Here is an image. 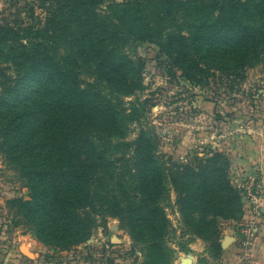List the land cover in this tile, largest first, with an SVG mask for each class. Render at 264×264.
Returning <instances> with one entry per match:
<instances>
[{"label": "trees", "instance_id": "obj_1", "mask_svg": "<svg viewBox=\"0 0 264 264\" xmlns=\"http://www.w3.org/2000/svg\"><path fill=\"white\" fill-rule=\"evenodd\" d=\"M152 1L115 3L107 17L91 8L93 1H65L69 7L76 2L79 10L74 19L59 15L67 24L72 19L79 24L81 44L72 48L76 64L62 61L58 31L49 26L52 46L41 41L34 45L28 75L21 79V84L32 82L33 88L28 94L12 90L0 98V138L32 195L29 204L19 207L47 244L69 247L83 241L98 215H120L111 209L117 203L150 205L152 214L161 220L164 216L159 201L165 194L166 177L155 156L157 144L145 131L126 141L124 108L120 100L113 101L115 93L131 96L141 88V67L119 53L128 39L159 43L174 57V67L193 80L203 73V66L238 72L264 50V5H258L261 15L249 16L239 3L224 0L223 19L199 18L202 22L187 38L181 32L166 31L163 18L157 15L165 3ZM193 2L186 1L185 10ZM146 7L150 15L144 12ZM219 57H223L220 66L214 62ZM131 114L137 119L138 108ZM201 160L198 167L188 165L175 172L177 203L191 231L215 235L216 218L240 220L245 203L231 184L226 154L212 152ZM125 169L129 178L122 176ZM195 212H203L206 219L196 221Z\"/></svg>", "mask_w": 264, "mask_h": 264}, {"label": "rangeland", "instance_id": "obj_2", "mask_svg": "<svg viewBox=\"0 0 264 264\" xmlns=\"http://www.w3.org/2000/svg\"><path fill=\"white\" fill-rule=\"evenodd\" d=\"M65 1L69 0H0V98L12 90L28 94L33 88L32 82L21 84V79L28 75L34 45L41 41L52 46L49 26L58 31L56 42L62 61L76 64L72 48L81 44V31L73 19L79 10L76 2L69 7ZM90 1L94 2L92 9L107 17L113 4L133 0ZM160 1L165 4L157 15L163 18L166 31L181 32L187 38L193 37V27L202 22L199 18L223 19L224 0H193L188 10L185 2L192 0ZM232 1L239 3L245 15L262 14L258 5H264V0ZM149 9L146 7V15H150ZM60 14L73 18L72 22L67 24ZM119 53L141 67V88L131 96L115 93L113 101L120 100L124 108L126 141H134L145 131L157 144L155 156L166 177L165 194L159 201L162 220L152 214L150 205L117 203L111 209L120 215L107 213L106 219L98 215L83 241L69 247L43 242L19 207L32 200L27 179L0 138V264H235L230 246L224 245L236 231L235 220L217 217L215 235L200 236L191 231L177 203L175 172L188 165L198 167L212 152H222L230 161L231 184L246 201L244 187L257 175L248 173V166L235 163L232 145L249 137L264 146V50L238 72L203 66V73L195 80L174 67V57L157 42L131 38ZM214 62L220 66L223 57ZM134 107L138 108L137 119L131 114ZM122 172L129 178L126 169ZM192 218L201 222L206 216L195 212ZM239 241L237 248H241Z\"/></svg>", "mask_w": 264, "mask_h": 264}, {"label": "crops", "instance_id": "obj_3", "mask_svg": "<svg viewBox=\"0 0 264 264\" xmlns=\"http://www.w3.org/2000/svg\"><path fill=\"white\" fill-rule=\"evenodd\" d=\"M232 147V157L235 163L240 166H248L249 168H246L248 173L264 179V146L247 137L243 140H235ZM244 203V213L241 219L234 222L233 227L236 231L232 232V236L227 237L234 238V241L229 245V251L235 260V264H264V200L260 204L259 215L254 214L247 200ZM243 225H253L256 231L249 248L246 250L242 247H236L240 240V229Z\"/></svg>", "mask_w": 264, "mask_h": 264}, {"label": "built area", "instance_id": "obj_4", "mask_svg": "<svg viewBox=\"0 0 264 264\" xmlns=\"http://www.w3.org/2000/svg\"><path fill=\"white\" fill-rule=\"evenodd\" d=\"M245 199L250 203L254 214H260V204L264 200V179L255 176L250 183L244 187ZM255 227L253 225H243L240 229L241 238L240 245L243 249H248L255 235Z\"/></svg>", "mask_w": 264, "mask_h": 264}, {"label": "water", "instance_id": "obj_5", "mask_svg": "<svg viewBox=\"0 0 264 264\" xmlns=\"http://www.w3.org/2000/svg\"><path fill=\"white\" fill-rule=\"evenodd\" d=\"M244 201H245V200H244ZM233 241H234V238L229 237V238H227V239L225 240L224 245H225V246H229Z\"/></svg>", "mask_w": 264, "mask_h": 264}]
</instances>
